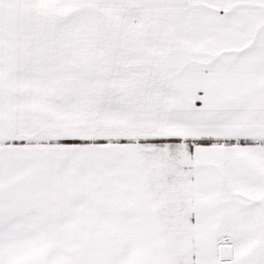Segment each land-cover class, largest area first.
Listing matches in <instances>:
<instances>
[{"label":"snow or ice","instance_id":"6c2138e0","mask_svg":"<svg viewBox=\"0 0 264 264\" xmlns=\"http://www.w3.org/2000/svg\"><path fill=\"white\" fill-rule=\"evenodd\" d=\"M0 264H264V0H0Z\"/></svg>","mask_w":264,"mask_h":264}]
</instances>
